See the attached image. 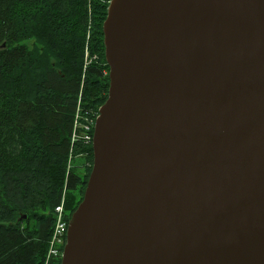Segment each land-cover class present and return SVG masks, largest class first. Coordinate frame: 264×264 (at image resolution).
I'll return each mask as SVG.
<instances>
[{
    "label": "water",
    "instance_id": "water-1",
    "mask_svg": "<svg viewBox=\"0 0 264 264\" xmlns=\"http://www.w3.org/2000/svg\"><path fill=\"white\" fill-rule=\"evenodd\" d=\"M102 32L60 264H264V0H110Z\"/></svg>",
    "mask_w": 264,
    "mask_h": 264
},
{
    "label": "trees",
    "instance_id": "trees-1",
    "mask_svg": "<svg viewBox=\"0 0 264 264\" xmlns=\"http://www.w3.org/2000/svg\"><path fill=\"white\" fill-rule=\"evenodd\" d=\"M107 1L0 0V264H44L64 184L67 217L83 197L92 147L84 176L66 170L67 154L78 97L94 111L107 97ZM89 20L98 59L83 72Z\"/></svg>",
    "mask_w": 264,
    "mask_h": 264
},
{
    "label": "built area",
    "instance_id": "built-area-1",
    "mask_svg": "<svg viewBox=\"0 0 264 264\" xmlns=\"http://www.w3.org/2000/svg\"><path fill=\"white\" fill-rule=\"evenodd\" d=\"M96 114V111H94L93 109L83 108L81 106L80 100L77 102L73 116V126L75 130L73 140L77 141L82 148H86L92 143V132ZM86 154L87 151H82L80 153L81 156ZM73 155L69 157L68 168L70 167V159ZM64 194L65 189L61 193L59 204L52 212L54 221L53 228L48 240L46 257L44 259L45 264L54 262L60 257L61 249L65 241L67 218L65 216L63 208Z\"/></svg>",
    "mask_w": 264,
    "mask_h": 264
},
{
    "label": "rangeland",
    "instance_id": "rangeland-1",
    "mask_svg": "<svg viewBox=\"0 0 264 264\" xmlns=\"http://www.w3.org/2000/svg\"><path fill=\"white\" fill-rule=\"evenodd\" d=\"M92 32H93V20H89L88 24H87V28H86V36H85V41H86V45L85 48L83 50V72L85 71V69L89 66V64L91 62H94L98 59L97 54H92L91 53V45L89 46V41L92 38ZM29 40L25 41V43L29 46L30 45ZM83 75V74H82ZM90 109V108H88ZM68 162V161H67ZM84 159H74L73 164H75V166L77 167L76 172L80 175V176H84L85 170L87 168L88 165V160H86V163L83 165ZM67 196L64 198V207H65V202H66ZM66 210V209H65ZM67 213L68 210H66ZM26 217H24L25 219ZM46 257V254H45Z\"/></svg>",
    "mask_w": 264,
    "mask_h": 264
},
{
    "label": "bare ground",
    "instance_id": "bare-ground-1",
    "mask_svg": "<svg viewBox=\"0 0 264 264\" xmlns=\"http://www.w3.org/2000/svg\"><path fill=\"white\" fill-rule=\"evenodd\" d=\"M79 100H80V102L82 101V97H81V96L78 97L77 102H78ZM74 133H75V130H74V126H73V124H72L71 133H70V140H69L70 143H69V149H68V154H67L68 158H69L71 155L76 154V153H75V152H76L75 150H76L77 145H79L77 141H74V140H73V135H74ZM58 204H59V203H58ZM58 204L54 205V207L52 208V210L50 211V213H52V212L54 211L55 207H56ZM47 213H49V211H48ZM24 217H26V214L20 215L19 218H18V220H23Z\"/></svg>",
    "mask_w": 264,
    "mask_h": 264
}]
</instances>
